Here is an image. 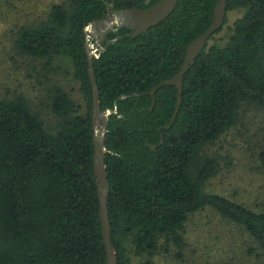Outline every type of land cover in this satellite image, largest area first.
<instances>
[{"label":"trees","instance_id":"obj_1","mask_svg":"<svg viewBox=\"0 0 264 264\" xmlns=\"http://www.w3.org/2000/svg\"><path fill=\"white\" fill-rule=\"evenodd\" d=\"M158 1L65 0L51 7L47 21L19 30L21 52L48 62L57 56L71 60L87 112L80 113L71 95L54 86L50 107L60 120L49 131L25 98L0 99V264H107L84 28L115 10L145 9ZM218 1L179 0L147 32L111 31L103 42L111 40L108 48L93 57L101 109L118 107L105 136L117 264H132L130 248L139 256L155 254L161 239L181 256L185 221L205 206L243 225L264 252V209L206 192L218 162L199 156L203 145L235 124L243 101L264 108V0L227 1V11L245 13L226 46L208 44L190 65L171 128L165 126L177 105L175 85L161 87L150 109L149 92L179 72L188 45L212 24ZM260 161L264 167V151Z\"/></svg>","mask_w":264,"mask_h":264},{"label":"rangeland","instance_id":"obj_2","mask_svg":"<svg viewBox=\"0 0 264 264\" xmlns=\"http://www.w3.org/2000/svg\"><path fill=\"white\" fill-rule=\"evenodd\" d=\"M65 0H0V99L23 97L43 120L49 131H56L60 118L50 107V91L61 86L87 112V103L73 78L68 57L36 58L16 46L19 30L48 20L51 7ZM245 9L227 12V22L209 45L226 46L234 33V22ZM111 14V13H110ZM109 14V15H110ZM264 108L255 102L240 104L235 124L215 140L203 145L200 157L218 162L207 181L208 193L222 195L254 209H264ZM182 255L174 245L163 246L153 255L129 250L132 264H264L259 242L241 224L223 216L211 206L189 213L184 226Z\"/></svg>","mask_w":264,"mask_h":264},{"label":"water","instance_id":"obj_3","mask_svg":"<svg viewBox=\"0 0 264 264\" xmlns=\"http://www.w3.org/2000/svg\"><path fill=\"white\" fill-rule=\"evenodd\" d=\"M227 1L219 0L215 7V16L210 27L199 37L193 40L187 47L186 57L184 63L179 72L171 79L165 80L154 87L149 94L153 97L152 110L156 103V92L164 85H175L178 90L177 105L175 113L170 123L165 126L166 129L172 127L180 106L182 103L183 93V80L186 72L193 64L196 58L208 45L210 37L221 27H223L227 16ZM179 0H159L156 4L149 8L130 7L113 11L107 17L96 19L88 23L84 30L86 33V50L89 59V76L92 84L93 102H92V120L95 133L94 140V168L98 180V194L100 199V215L102 218V228L104 243L107 250V264H117L116 251L111 241V227L109 221L108 212V193H109V181L105 164V155L107 152V146L105 136L108 131V123L110 115L118 112L117 103L114 108L101 109L99 98V88L95 77V69L93 66V57H99L104 52L111 40H107L104 45L103 42L111 31H116L118 28L126 27L133 30V36H136L142 32H147L151 27L157 25L175 10ZM116 40V39H114ZM122 96L121 98H124ZM164 142V134H161ZM152 150L156 149L155 145L147 143Z\"/></svg>","mask_w":264,"mask_h":264}]
</instances>
